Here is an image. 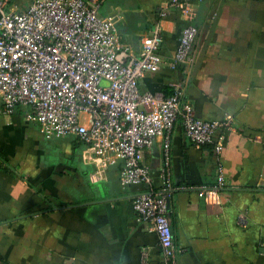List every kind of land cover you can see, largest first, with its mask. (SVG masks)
Wrapping results in <instances>:
<instances>
[{
  "label": "crops",
  "instance_id": "obj_1",
  "mask_svg": "<svg viewBox=\"0 0 264 264\" xmlns=\"http://www.w3.org/2000/svg\"><path fill=\"white\" fill-rule=\"evenodd\" d=\"M5 1L20 13L36 0ZM99 1V15L114 20L134 56L160 27L163 63L139 82L141 93L168 98L180 85L196 118L233 122L217 133L226 179L218 192L212 148L192 144L180 121L174 128L176 263L264 264V0H192L189 17L171 0ZM190 25L199 30L196 63L172 69ZM28 113L0 115V264H165L156 234L133 209L136 196L162 185V139L145 152L152 187L123 186L122 162L101 168L78 138L49 139Z\"/></svg>",
  "mask_w": 264,
  "mask_h": 264
},
{
  "label": "built area",
  "instance_id": "obj_2",
  "mask_svg": "<svg viewBox=\"0 0 264 264\" xmlns=\"http://www.w3.org/2000/svg\"><path fill=\"white\" fill-rule=\"evenodd\" d=\"M192 0H171L183 17L191 15ZM202 1V0H201ZM99 0H36L27 11L9 9L0 0V115L28 108L27 119L49 139L76 137L101 168L122 162L123 186L152 187L145 152L162 139V185L134 198L136 221L156 234L165 264L176 263V245L169 221L176 190L172 175L173 131L180 121L186 138L211 147L217 159V192L225 188L220 161L223 138L234 128L231 119L204 121L184 101V89L173 86L168 98L141 93L139 82L162 65L158 51L160 27L143 40L141 54L123 46L112 18L99 15ZM167 8L160 9L166 17ZM199 30L182 31L174 57L167 65L191 68ZM202 187L199 197L207 196ZM264 247V245H263Z\"/></svg>",
  "mask_w": 264,
  "mask_h": 264
}]
</instances>
